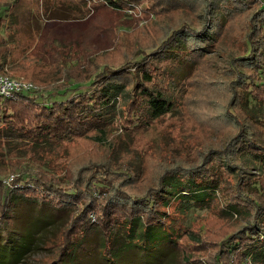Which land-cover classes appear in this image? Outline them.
<instances>
[{
	"label": "rangeland",
	"instance_id": "374dc122",
	"mask_svg": "<svg viewBox=\"0 0 264 264\" xmlns=\"http://www.w3.org/2000/svg\"><path fill=\"white\" fill-rule=\"evenodd\" d=\"M12 2L0 0V63L5 61L2 75L32 82L36 90L25 93L29 96L85 81L104 65L126 62L133 68L137 64L134 62L140 61L135 58L138 54L146 53L148 60L161 52L172 39L174 28L182 23H188L189 31L197 35L212 25L218 36L201 49L192 63L163 61L153 66L154 81L174 104L170 113L156 120L143 119L135 124L127 113L126 100L119 97L103 134L73 136L70 142L44 148V154L35 155L15 141L9 149L1 142V190L5 186L10 190L17 188L21 180L9 186L5 181L21 176L27 189L12 194L34 197L62 209L54 216L41 210L38 214L43 219L38 220L14 204L10 221L19 228L1 232L0 264L15 262L17 256L30 249L34 232V248L16 264L55 263L63 237L46 249L36 244L57 232L68 217L69 228L75 224L73 232L79 230L85 215L88 219L91 216V223L95 220L97 226H102V208L111 195L115 196L113 188L128 196H152L167 175L182 176L185 172L175 168L197 164L219 169L218 191L212 192L208 206H192L186 218L179 220L173 212L174 192L166 188L172 199L163 209L165 225L170 220L178 230L174 238L188 264H243L237 255H222L221 243L247 225L253 211L251 202L256 200L264 205V196L259 198L255 193L260 184L264 185V171L258 164L253 166L250 151H228L232 147L229 140L238 131L232 116L242 118L247 112L255 123L247 128L256 130L259 136L254 137L264 147V130L257 124H264V84L255 87L249 81L255 72L240 59L245 56L247 37L253 36L250 22L261 29L256 22L264 20L262 12L257 11L261 1L209 0L205 6L201 0H120L118 9L109 8L103 0H18L16 5ZM255 40L264 46L263 36H256L254 43ZM89 84L90 80L86 81L80 91L88 89ZM211 149L220 152L209 153ZM233 150L237 151L232 147ZM217 155L231 169H226ZM106 180L108 186L102 194L91 186L95 181ZM72 187L77 188L78 198L65 196ZM89 202L95 208L91 212L87 208ZM228 204L233 208L229 209ZM44 216L49 219L44 220ZM97 234L96 239L85 242L101 243ZM143 238L147 242L136 244L141 254L138 264H158L160 260H164L161 264H177L173 259L159 260L162 245L155 244L149 235Z\"/></svg>",
	"mask_w": 264,
	"mask_h": 264
},
{
	"label": "trees",
	"instance_id": "16d2710c",
	"mask_svg": "<svg viewBox=\"0 0 264 264\" xmlns=\"http://www.w3.org/2000/svg\"><path fill=\"white\" fill-rule=\"evenodd\" d=\"M197 1L199 2V0ZM201 1L205 6L209 4V0ZM260 1L257 11L264 15V0ZM17 2L18 0H13L12 3L16 5ZM121 2L120 0H103V3L111 9L121 8ZM208 15L207 12L204 16L206 22ZM258 21L261 24V29L258 28V25L250 22L252 28L250 34L253 36L247 37L245 56L240 58L242 61L248 62L250 68L255 72L254 78L249 79L255 87L264 84L260 83L261 80H264V46L256 40L254 43L256 36L264 38V20L257 19L256 22ZM189 28L188 23H182L179 28H174L172 39L161 52L148 60L145 59L146 53L138 54L135 58L140 61L134 62V60L133 62L137 64H134L136 66L133 68H129V63L126 62L117 66L104 65L101 70L89 76L85 81H75L59 88L46 89V92H39L36 96L17 93L13 97L6 98L0 95V152L3 150V145L9 149L11 142L15 141L16 145L22 144V147H27L34 155L40 152L44 154V148H53L62 142H70L69 139L73 136H84L90 132L103 134L109 125L111 116L114 115L115 103L119 97L126 100L127 113L135 124H140L143 119L156 120L170 113L174 104L170 101L165 90L154 81V75L151 74L155 70L153 66L159 65L163 61H169L171 64L178 63V65L183 61L192 63L195 57L199 56L201 49L218 36L212 25H209L206 31L198 35L189 31ZM256 44H259L258 47H254ZM4 64L5 61L0 63V74H3ZM132 69L133 73H131ZM89 80L88 89L80 91L84 83ZM128 83L130 88L127 89ZM242 97L244 99V96ZM225 115L229 116V113L226 112ZM230 115L232 114L230 113ZM232 118L235 120V125H238V131L229 142L237 151H232V147H229V154L248 150L253 156V166L258 164L264 171V147H260L257 138L254 137L259 136L256 134V130L251 131L247 128L248 125L249 127L255 125L252 123V116L247 112L246 116L242 118L234 116ZM257 124L264 130L262 122L259 121ZM255 128L258 129L257 126ZM261 141L264 142V137ZM215 151L220 152L211 149L209 153ZM64 153H66V147ZM216 157L220 159L226 169H231L225 159L222 161L218 155ZM175 169L185 172L182 176L167 175L152 196H128L127 193L113 188L120 195L115 193V196L111 195L106 200L101 214L104 219L102 226H97L99 224H95V220L91 223V216L88 219L85 215L84 219L79 222V230L73 232L75 224L69 228L68 217L66 223L57 232L43 237L36 247L41 244V247L46 249V246L54 244V241L63 237L64 243L58 253L57 261L52 264H138L141 254L136 244L147 242L143 237L149 235L155 244L162 245L159 260L166 258L169 261L175 260L177 264H188L174 238V235L178 234V230L174 229L170 220H167L168 225H165L167 218H165L166 212L163 209L168 207L166 203L172 199V196L175 199L174 216L179 220L186 218L187 212L192 206H208L214 196L212 192L219 189L218 175L220 173L219 169H212L206 164ZM171 172L172 170L168 174ZM18 180H21L22 184L15 188L16 190H10L6 186H3L4 190H1L0 187V234L4 230L16 231L19 228L16 222L12 226L10 221L14 204H19L25 214L31 213L38 220L43 219L38 214L41 210L48 211L54 216L55 212H60L62 209L53 203H45L34 197L12 194L21 191V189L22 191L27 189L26 180L19 176L18 178L14 177L13 182ZM169 180H174L176 183H169ZM91 186L99 194H102L107 189L108 181H95L91 183ZM259 187L255 193L259 198H263L264 185L260 184ZM166 188L168 191H173L174 194L168 195V192H165ZM77 192V188L72 187L70 192L64 194L68 198L75 199L79 195ZM205 195L207 196L205 197ZM16 198L21 200H16ZM251 207L253 211L248 218L247 225L222 241V255H237L243 264H264V205L255 200L251 202ZM87 208L88 212L95 210L91 202L87 204ZM228 208L231 209L233 206L228 204ZM48 219L44 216V220ZM168 228L174 230L170 231ZM95 233L100 234L101 243L88 244L85 242L86 239H96ZM32 236L34 237L32 247L17 256L15 262H9V264L19 263V260L31 252L37 240L35 232ZM159 241L160 243H158ZM170 253L171 256H169ZM6 255L14 257L9 252ZM163 261L160 260L158 264ZM1 263H5V261Z\"/></svg>",
	"mask_w": 264,
	"mask_h": 264
},
{
	"label": "built area",
	"instance_id": "2783aa9c",
	"mask_svg": "<svg viewBox=\"0 0 264 264\" xmlns=\"http://www.w3.org/2000/svg\"><path fill=\"white\" fill-rule=\"evenodd\" d=\"M36 87L32 82L11 78L0 74V95L6 98L13 97L17 93L35 91ZM14 177L5 181L8 186L13 182Z\"/></svg>",
	"mask_w": 264,
	"mask_h": 264
}]
</instances>
